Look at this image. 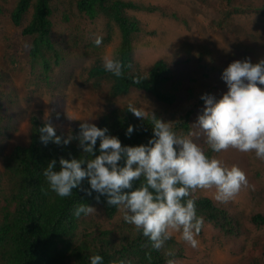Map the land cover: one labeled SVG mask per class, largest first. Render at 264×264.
I'll list each match as a JSON object with an SVG mask.
<instances>
[{
  "label": "trees",
  "instance_id": "1",
  "mask_svg": "<svg viewBox=\"0 0 264 264\" xmlns=\"http://www.w3.org/2000/svg\"><path fill=\"white\" fill-rule=\"evenodd\" d=\"M232 1L228 0V3ZM128 9L154 11L156 8L125 0H17L11 12V21L14 25L21 26V34L27 40V88L30 91L45 88L53 95L58 84L55 80L57 73L72 59H83L89 62L83 67L85 81H92L98 88L102 83L109 85L106 90L109 103L95 124L107 127L109 134L117 136L122 146L147 143L152 136V114L169 122L178 135H187L189 132L193 135L192 119L202 106L205 107L201 98L204 93L190 101L186 110L175 109L182 100L180 95L183 91L187 101L194 98L191 96V88L179 76L181 65L191 62V59H157L147 70L142 71L134 61L135 41L142 32V27L136 17L127 13ZM2 13L0 6V14ZM26 16L29 19L22 25ZM116 31L120 42L114 54L125 65H130L125 67L124 75L119 78L106 72L102 65L105 49ZM97 35L103 37L99 47L93 43ZM245 58L253 63L264 59L250 54H246ZM136 77L144 79L136 83ZM189 80L195 81L193 77ZM221 85L224 84L215 83L209 90L218 89ZM132 90L171 107V111L169 114L142 111L144 120H141L127 110L128 105L118 106L111 102V99ZM134 106L140 111L139 107ZM46 121L50 122L33 113L29 142L14 145L2 158L0 264H89V256L92 254H100L104 258V264H120V261L125 264H166L170 258L166 255L168 250L175 251V259L179 264H191L188 262L190 247L186 243L172 236L163 248L153 249L146 237L124 222L123 211L107 205L104 196H100L97 201V193L88 195L81 189L74 188L71 196L59 197L49 190L42 175L48 161H59L61 157L79 158L83 153L76 139L68 145L42 143L38 129ZM50 123L61 137L68 134L75 137L79 134L78 122H73L67 130ZM129 124L135 130L131 136H126ZM98 147L99 140L95 148ZM202 148L207 155H216L207 144ZM120 163L123 164V160ZM143 179L141 177L140 182ZM82 187H89L87 180ZM191 198L195 200L197 215L202 216L205 221L198 237L210 238L216 245L230 247L232 242L246 232L240 213L230 202H216L209 190L201 189L193 192ZM80 203L94 206L97 213L76 218L73 210ZM247 219L255 229L264 228V203ZM262 237L255 236L254 246L248 249L250 262L242 264H258L260 259H264ZM195 263L206 264L197 258Z\"/></svg>",
  "mask_w": 264,
  "mask_h": 264
},
{
  "label": "clouds",
  "instance_id": "2",
  "mask_svg": "<svg viewBox=\"0 0 264 264\" xmlns=\"http://www.w3.org/2000/svg\"><path fill=\"white\" fill-rule=\"evenodd\" d=\"M102 42L100 35L93 41L97 47ZM102 65L117 78L124 75L125 67H130L115 54L105 55ZM142 79L136 77L135 82L140 83ZM221 79L227 87L224 85L219 91H227L218 99L214 97L216 89H208L207 94L202 95L205 107L198 111L202 113L197 116L195 125L212 152L233 148L245 154L254 153L256 159L264 161V59L256 63L247 58L233 60L223 69ZM127 105V110L144 120L142 111L132 104ZM79 120V134L75 137L57 135L51 121L38 129L42 143L68 145L76 139L83 153L79 158L48 161L42 175L49 190L59 197L71 196L74 188L88 195L97 193V201L104 196L107 205L123 211L124 222L146 237L155 250L163 248L177 232L189 247L199 246L197 237L205 221L197 215L195 200L191 198L197 189L214 190L216 202L228 203L248 185L245 173L238 166H228L215 156L207 155L191 132L178 135L169 122L153 114L152 136L146 144L132 146H122L107 127L96 126L90 118ZM134 130L129 124L125 135L131 136ZM141 177L143 182H140ZM85 180L88 188L82 187ZM96 213L94 206L85 203L77 204L73 210L76 218ZM166 255L170 257L166 264H179L174 250H168ZM89 264H104V258L92 254ZM120 264L125 262L120 261Z\"/></svg>",
  "mask_w": 264,
  "mask_h": 264
},
{
  "label": "rangeland",
  "instance_id": "3",
  "mask_svg": "<svg viewBox=\"0 0 264 264\" xmlns=\"http://www.w3.org/2000/svg\"><path fill=\"white\" fill-rule=\"evenodd\" d=\"M16 1L0 0L3 9L0 14V170L3 168V156L14 145L28 143L32 113L36 112L67 130L73 122H81L79 119L90 118L95 123L109 103L107 83L98 88L92 81H85L83 67L89 62L83 59H72L57 73L55 80L58 84L53 95L45 88L35 91L27 88V40L21 34V26L11 21ZM125 1L156 8L154 11L127 10L142 27L134 46L135 63L145 71L157 59L172 61L189 57L191 62L181 65L179 76L191 88L193 99L215 83H223L227 87L221 74L231 61L246 59V54L264 57V0H233L230 3L228 0ZM28 19L26 16L22 25ZM119 42L120 36L116 31L105 55L114 54ZM190 77L195 81L189 80ZM224 85L216 89L214 97L217 99L227 91H219L224 89ZM180 96L182 100L175 109L184 111L190 101H187L185 91ZM111 102L118 106L136 105L144 113L158 111L169 114L172 109L135 90L111 99ZM201 113L192 119V138L202 147L205 137L195 125ZM215 157L228 166H238L247 177L248 185L229 201L240 213L246 232L230 247L216 245L210 238L197 237L199 246L195 249L190 247L188 262L198 264L195 263L196 258L206 264L250 262L248 249L254 246L255 236L264 238V228L255 229L247 219L264 203V161L256 159L254 153L245 154L233 148L216 153ZM213 192L209 190L211 196ZM173 236L181 241L180 233H173ZM260 260L258 264H264V259Z\"/></svg>",
  "mask_w": 264,
  "mask_h": 264
}]
</instances>
